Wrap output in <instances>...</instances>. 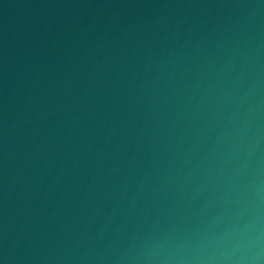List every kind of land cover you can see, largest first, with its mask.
<instances>
[{
	"label": "water",
	"instance_id": "95a60500",
	"mask_svg": "<svg viewBox=\"0 0 264 264\" xmlns=\"http://www.w3.org/2000/svg\"><path fill=\"white\" fill-rule=\"evenodd\" d=\"M0 264H264V0H0Z\"/></svg>",
	"mask_w": 264,
	"mask_h": 264
}]
</instances>
